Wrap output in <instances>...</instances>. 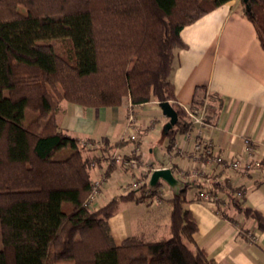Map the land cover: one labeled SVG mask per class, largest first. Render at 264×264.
<instances>
[{
    "label": "trees",
    "instance_id": "1",
    "mask_svg": "<svg viewBox=\"0 0 264 264\" xmlns=\"http://www.w3.org/2000/svg\"><path fill=\"white\" fill-rule=\"evenodd\" d=\"M231 1L0 0V264H217L194 240L197 224L186 208L187 185L160 202L170 206L168 237L153 240L140 233L117 245L109 220L120 204L150 207L164 193L162 182L118 188L103 206L89 208L94 166L102 164L105 151L126 142L107 141L94 158L91 146L98 143L85 140L89 148L63 134L56 117L62 102L90 109L130 104L133 112L136 106L169 102L178 115L163 133L170 151L190 124L175 103L171 82L175 53L185 49L180 33ZM239 2L264 52V0H249V9ZM203 93L195 89L190 108L203 106ZM26 110L36 114L28 124ZM139 141L137 152L123 156L136 159L137 167ZM63 150L70 154L55 160ZM118 167L121 163H111L100 170L108 183ZM137 169L134 175L146 181L149 174L138 175ZM213 190L264 234V217L236 197L240 188L214 183Z\"/></svg>",
    "mask_w": 264,
    "mask_h": 264
},
{
    "label": "crops",
    "instance_id": "2",
    "mask_svg": "<svg viewBox=\"0 0 264 264\" xmlns=\"http://www.w3.org/2000/svg\"><path fill=\"white\" fill-rule=\"evenodd\" d=\"M180 38L185 49L176 51L171 74L175 103L190 106L195 89L202 88L203 96H207V113L213 117L209 136L214 152L227 161L238 159L242 166L258 161L261 167L252 169L246 176L240 172L232 173L227 167L204 164L194 157L192 140L186 141L182 135L176 137L177 147L173 146L170 151L166 149V142L161 159L155 157L158 164L152 165L149 159L154 156L151 140L158 138L153 132L159 130L158 124L162 118L163 136L168 122L158 104L152 102L134 108L140 129L139 142L145 139L148 146L146 155L142 153V164L136 173L151 174L156 169H172L173 176L180 182V189L183 185L189 186L186 194L192 186L197 189L187 199L186 208L197 224L194 240L208 258L217 264H264V234L257 231L254 222L237 214L221 193L217 195L218 213L197 197L202 179L212 176L217 184L228 183L240 188L245 206L264 217V52L253 25L241 14L239 0L229 2L185 27ZM120 108L90 109L61 103L56 120L63 134L79 141L93 140L103 145L107 141L113 144L123 140L126 142L124 146L112 149L110 154L116 152L127 156L132 151L125 150L130 143L125 136L128 111L126 104L124 112ZM150 113L154 117L146 123ZM246 138L254 144V150L249 155L243 146ZM85 155L91 154L87 152ZM200 165H204L203 176L191 178V171L199 169ZM103 168L105 164L97 165L92 170L93 180L98 179ZM124 177L129 179L128 174L120 173L118 169L113 171L109 187L98 198L99 207L103 206L100 203L104 198L110 195V200L120 193L118 185ZM163 203L156 205L157 208L152 211L143 206L144 214L139 217H125L123 209H127L131 203H121L118 212L109 220L114 242L118 245L130 236L128 226L133 232H139L137 234H149L161 227L166 230L170 206L163 207ZM251 237L255 241H251Z\"/></svg>",
    "mask_w": 264,
    "mask_h": 264
},
{
    "label": "built area",
    "instance_id": "3",
    "mask_svg": "<svg viewBox=\"0 0 264 264\" xmlns=\"http://www.w3.org/2000/svg\"><path fill=\"white\" fill-rule=\"evenodd\" d=\"M184 113L186 114L189 120V127L188 130L182 135L184 140H192V150L195 154V158L198 161H201L204 164H216L219 167H227L232 173H242L244 175H248L251 173L252 169H259L261 167L260 162H252L251 165H243L241 161L238 159H231L225 160L214 152V145L212 139L209 136V129L211 128L213 119L210 123L206 122L204 108H190L189 106H181ZM128 117L126 128L129 132L128 140L131 142H136L138 140V124L136 119L133 115L132 106L128 105ZM82 145H86L84 141H81ZM97 146V145H96ZM177 147V143L173 145ZM244 151L246 154H250L254 150V144L249 139L243 140ZM93 147V145L91 146ZM135 150V149H134ZM138 149L135 150L137 152ZM110 161L113 163H121L122 167H118V171L123 174H129V179L126 181L120 182L118 185L122 191L125 190H138L145 184L147 185L148 181L146 180L143 182L140 180L136 175H134L133 171L137 167V161L134 158H127L125 159L122 155L117 154L116 152L110 157ZM202 166V167H201ZM123 167L127 168L126 171L123 170ZM204 165H200L199 169H193L191 171V178L195 179V177L203 176L204 174ZM216 183L214 177H204L202 179V185L199 188L198 196L199 199L207 203L208 205L212 206L215 212H219L218 208L216 207V203L218 202V197L213 193V184ZM108 181L104 179L103 171H100L99 178L93 182L92 190L88 195L85 205L92 209H97L98 203V195L102 189H107ZM148 187V185H147ZM146 187V189H148ZM147 194V192H145ZM166 197L165 193H159L157 196L153 198V204L158 205L160 204L161 200ZM236 197L242 198L243 194L240 191L236 192ZM251 241H255V238L251 237Z\"/></svg>",
    "mask_w": 264,
    "mask_h": 264
},
{
    "label": "rangeland",
    "instance_id": "4",
    "mask_svg": "<svg viewBox=\"0 0 264 264\" xmlns=\"http://www.w3.org/2000/svg\"><path fill=\"white\" fill-rule=\"evenodd\" d=\"M20 12L21 13H24L25 11H24L23 8H20ZM206 101H207V96H205V100H204V103H203V108H204L205 120H206V122L210 123L211 120L213 119V117H211L207 113V110H206L207 109L206 108ZM62 104H65L66 105L68 103L62 102ZM68 105H70V104H68ZM119 110L120 111H123L124 110V104H123V106H121V108ZM133 115H134V112H133ZM149 115H151V116H150L149 119H147L146 123H149V121L152 120L153 117H154V114H152V113H150ZM24 116H25V119H24V123L25 124H28L30 121H32L33 119L36 118V114L33 113V112H31V111H29V110H26L25 111V115ZM126 116L128 117V112H127V115ZM127 117H126V123H127ZM163 120L164 119L161 118V120L159 122L160 124H158L159 130L153 132V134L158 135V138H154V139L151 140V142H152V145L151 146H152V149L154 150V154H153L154 156L151 157V158H149V159L151 160L152 165H157L158 164V162L155 161V157L158 158V159H161V155L160 154L163 152L165 143L167 142V141H165V137H163L162 134H161L162 127L164 126ZM139 135H138V137H139ZM125 136L126 137L129 136V132L128 131L125 132ZM129 142L130 143L125 148L126 151H128L129 149H132L133 150L135 148V143L134 142H131V141H129ZM98 145L99 146L93 145V147H91V148H93L92 151H91V154L93 155L94 158H98L100 156V154L102 153L101 151L105 149L103 147V145H100V144H98ZM147 149H148V146L145 143V139H143L142 143L139 144V150H141L142 153L146 155ZM110 152L111 151H105L104 152V156L102 157V159H104V161H102V164H105V168L108 166V164L113 163V162L110 161V157L113 155V153L110 154ZM69 154H70V151L63 150L59 154L56 155L55 160H62L64 158H66ZM97 165H99V164H97ZM97 165H95V166H97ZM95 166H94V168H95ZM136 168H139V167H136ZM123 176H127V175H123ZM149 176H150V174H149ZM149 176L146 179L147 181L149 180ZM125 180L127 181L128 179H126L124 177L123 178V181H125ZM142 181L145 182V180H143V179H142ZM147 185H148V183H147ZM108 186H109V183H108ZM159 189L166 194V198H168V197L171 196L170 189H169V187L166 184L161 183L159 185ZM194 192H197V189H195L193 187L191 189H189L188 190V193L186 194V198L189 199L193 195ZM109 197H110V195H109ZM109 197L108 198H104L103 202L100 203V204L101 205H104V203L108 201ZM127 206H128L127 209H125V210L123 209V211H124L123 212V215L125 217L126 216L128 217L129 215H135V216L139 217V216H143V214H144L143 206H146V205L143 204V203H135V202H132L131 205H127ZM162 206L163 207H169V204L164 201V203H163ZM149 208H150L149 210L152 211V210H154L157 207H156V205L153 204ZM127 229H128L127 231H128V234L129 235H133V234L139 233V232H133L131 230L130 226H128ZM167 231H168V228H166V230H165V229H163V227H161L158 230L153 231L152 233L149 232V234H146V237H148L149 239H153V240L154 239H160V238H163V237H168L169 235H168V232ZM1 248H2V244H1V237H0V250H1Z\"/></svg>",
    "mask_w": 264,
    "mask_h": 264
},
{
    "label": "water",
    "instance_id": "5",
    "mask_svg": "<svg viewBox=\"0 0 264 264\" xmlns=\"http://www.w3.org/2000/svg\"><path fill=\"white\" fill-rule=\"evenodd\" d=\"M241 1L245 7L249 9V0ZM158 107L160 108L163 116H165L168 120L164 127V131H168L176 125L178 115L169 102L159 103ZM159 182L166 184L172 192H177L180 189V182L173 176L170 169H156L151 172L148 180V187H155Z\"/></svg>",
    "mask_w": 264,
    "mask_h": 264
}]
</instances>
